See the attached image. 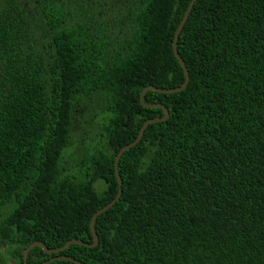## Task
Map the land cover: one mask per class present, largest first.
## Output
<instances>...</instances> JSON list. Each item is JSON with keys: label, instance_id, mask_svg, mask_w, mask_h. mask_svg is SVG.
<instances>
[{"label": "trees", "instance_id": "16d2710c", "mask_svg": "<svg viewBox=\"0 0 264 264\" xmlns=\"http://www.w3.org/2000/svg\"><path fill=\"white\" fill-rule=\"evenodd\" d=\"M0 0V248L84 264H264V0ZM92 145L73 162L75 122ZM99 119V124L96 120ZM98 127V128H96ZM57 254L33 247L29 264ZM14 260V263L11 262ZM49 264H76L57 260Z\"/></svg>", "mask_w": 264, "mask_h": 264}, {"label": "water", "instance_id": "95a60500", "mask_svg": "<svg viewBox=\"0 0 264 264\" xmlns=\"http://www.w3.org/2000/svg\"><path fill=\"white\" fill-rule=\"evenodd\" d=\"M197 0H191L185 14H184V17L183 19L181 20L179 26L177 27V30L175 32V36H174V40H173V50H174V53H175V56L176 58L178 59V61L180 62L184 72H185V82L182 86L180 87H176V88H169V89H166V88H158V87H155V86H147L145 87L142 92H141V96H140V102L142 105H144L145 107H148V108H152V107H156V106H160L163 108L164 110V116L163 117H156V118H150V119H147L141 129H140V132L137 136V138L124 145L118 152L117 156H116V159H115V172H116V176H117V179H118V183H119V190H118V193L116 195V197L110 202L108 203L107 205H105L104 207L100 208L99 210H97L93 216H92V219H91V231H92V234H93V237H94V241L93 243H86L88 246L90 247H95L99 244V237H98V234H97V231H96V227H95V222H96V219L97 217L109 210L112 206L115 205V203L119 200V198L121 197L122 195V191H123V179L120 175V172H119V163H120V160H121V157L123 156V154L130 148L136 146L143 138L144 134H145V131L147 129V127L151 124V123H155V122H159V121H164V120H167L170 113H169V110L168 108L163 105V104H158V103H146L145 102V97H146V93L149 89L153 90V91H157V92H161V93H176V92H180L182 90H184L188 84H189V81H190V74H189V70H188V67L185 63V61L183 60V58L181 57L179 51H178V47H177V43H178V39H179V36H180V33L185 25V23L187 22L190 14H191V11L193 10V7L195 5ZM74 243H84L82 240L80 239H72L70 241H68L66 244H64L63 246L59 247V248H55V249H51L49 248L44 242L42 241H36L34 243H32L27 249L26 251L24 252V261L26 264H29L28 263V256H29V253H30V250L33 248V247H36V246H41L44 251L47 253V254H57L53 257H51L50 259L40 263V264H49V263H52L54 261H57V260H69V261H72L76 264H84L83 262L71 257V256H67V255H62L61 253L63 251H65L67 248H69L72 244ZM11 262L14 263V260L11 259Z\"/></svg>", "mask_w": 264, "mask_h": 264}, {"label": "rangeland", "instance_id": "374dc122", "mask_svg": "<svg viewBox=\"0 0 264 264\" xmlns=\"http://www.w3.org/2000/svg\"><path fill=\"white\" fill-rule=\"evenodd\" d=\"M89 117H85L81 119H77L75 122L76 128H75V135H73V141L74 145L72 148L68 149L65 153V160L66 162H73V158L77 155L80 148L84 145H92L94 141V131L91 129L90 135H87L86 132H89V129L86 125V119ZM100 120H96V124H99ZM98 128V127H96ZM11 256L8 255V253H4L3 250L0 248V264H8V261L10 260Z\"/></svg>", "mask_w": 264, "mask_h": 264}]
</instances>
